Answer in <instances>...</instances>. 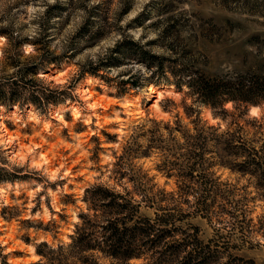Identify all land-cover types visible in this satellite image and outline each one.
I'll use <instances>...</instances> for the list:
<instances>
[{
    "label": "clouds",
    "instance_id": "clouds-1",
    "mask_svg": "<svg viewBox=\"0 0 264 264\" xmlns=\"http://www.w3.org/2000/svg\"><path fill=\"white\" fill-rule=\"evenodd\" d=\"M186 258L264 264V0H0V264Z\"/></svg>",
    "mask_w": 264,
    "mask_h": 264
},
{
    "label": "trees",
    "instance_id": "trees-1",
    "mask_svg": "<svg viewBox=\"0 0 264 264\" xmlns=\"http://www.w3.org/2000/svg\"><path fill=\"white\" fill-rule=\"evenodd\" d=\"M213 83H215V82H214V81H211V78H210L209 81H205L204 86H205L206 88H208L209 91H213L214 88L211 87V84H213ZM188 175L190 176L191 173L189 172ZM161 219H162V220H166L167 217H162ZM140 222H141V219L138 218V219H137V224H139ZM135 228H136V225H132V229L134 230ZM126 230H127V229H126ZM197 231H198V229H197ZM158 238H159V237H158ZM173 247H175V245H173ZM209 247H210L211 251H215V250L218 249L220 246H219V245H216L215 248H212V247H211V241H210V242H209ZM190 255H191V254H190ZM182 264H190V261H188L187 258H186V260H185L184 262H182ZM202 264H203V262H202Z\"/></svg>",
    "mask_w": 264,
    "mask_h": 264
}]
</instances>
